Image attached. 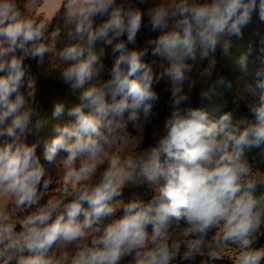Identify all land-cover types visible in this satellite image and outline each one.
<instances>
[{
	"label": "clouds",
	"instance_id": "9594fccd",
	"mask_svg": "<svg viewBox=\"0 0 264 264\" xmlns=\"http://www.w3.org/2000/svg\"><path fill=\"white\" fill-rule=\"evenodd\" d=\"M61 10L75 42L57 51L61 29L49 30L54 17L34 18L20 0H0V199L13 209L0 208V264H121L125 257L129 264H173L182 247L184 259L207 248L215 260L223 245L238 249L233 264H264V245L256 246L264 234V174L246 156L264 146V38L254 69L251 49L234 59L255 82L251 118L231 111L217 117L203 103L217 85L232 88L224 77L210 80L217 50L229 55V38L242 37L254 13L264 22V0H159L147 10L130 0H62ZM145 16L159 35L129 48ZM106 47L114 59L104 80ZM50 53L64 63L60 78L78 101L67 108L72 120L55 125L44 141V160L59 169L55 181L37 156L40 139L27 142L48 121L25 60L43 64ZM204 61L209 80L201 106L181 108L189 99L186 81L191 91L188 74ZM161 80L171 89L166 133L130 154L127 127L152 116ZM65 110L57 102L52 116ZM57 181L58 196L46 198ZM129 184L149 185L151 199H118ZM69 246L70 252L55 251Z\"/></svg>",
	"mask_w": 264,
	"mask_h": 264
},
{
	"label": "rangeland",
	"instance_id": "374dc122",
	"mask_svg": "<svg viewBox=\"0 0 264 264\" xmlns=\"http://www.w3.org/2000/svg\"><path fill=\"white\" fill-rule=\"evenodd\" d=\"M42 0H20V6L22 11L26 12L29 16H33L34 18L38 17L37 8ZM119 2V0H118ZM130 2L140 7L142 10H147V8L154 6V4L158 3L159 0H145L144 4H139L138 0H130ZM101 22V18H96V23ZM59 27L61 29V36L55 44V48L58 51L69 43L75 42L70 39L67 35L68 29L65 27L64 18H63V10H61L53 20L50 25V31ZM70 27V26H69ZM158 32H153L148 25L147 16L144 17L143 26L137 34L135 44H129V48L141 49L145 46L146 41L150 38H154L158 36ZM126 40V36L122 37ZM264 38V22L259 20V17L256 13L253 14L251 22L242 29V37H230L231 40V48L230 54L224 55L221 50H217L216 59L217 64L215 66L213 74L218 69L229 71L230 80L233 82V86L231 89L225 88L223 91H215L213 93V99H211V104H209L208 108L216 110L214 114L219 115L225 111L233 112L236 118H240L243 116H247L251 118V113L249 112L248 105L251 103H255L257 101V97L253 95L250 88L254 87V79L251 75L244 76L240 73L235 64L234 59L238 57L242 52H246L251 49V55L249 57V68L254 69L256 67L257 57L259 55V50L262 46L261 41ZM249 41H252L251 44H248ZM101 44H97V48L101 47ZM114 57L112 56L111 49L105 48V57L103 58L104 70L101 73V79H108L110 69L112 67ZM145 61L149 64L152 63L153 57L149 54L144 57ZM157 59L158 64H162L163 61ZM189 63H193L189 61ZM25 64L30 65L31 73L38 78H41V83L37 81V95L36 101L38 105L42 102L43 99L46 98V94L53 95V93L63 91V88L57 89H46L43 88V81L50 80L57 84H60L61 87L66 85L60 78V70L64 67V63L61 62L55 53H50L45 56L43 64L38 63L36 60H25ZM207 66V61L204 62H196L194 64L193 70L189 73V78L191 83V91H189V81L185 82L184 91L188 94L189 99L182 104L180 107L185 106L189 107H199L201 105V100L199 93L201 88L208 82L209 77H207V72L204 69ZM161 69L157 68L156 71H160ZM2 74V73H0ZM211 75V77L213 76ZM210 77V78H211ZM223 77V76H221ZM219 78H217L218 80ZM43 83V84H42ZM155 91L158 93L159 100L156 102L153 108V114L149 118L147 122H144L143 119L140 122V126L134 128L132 124H130V129L127 127V133L129 137L134 141V144L128 146L125 151H128L130 154H138L151 146H154L159 138L166 133V129L164 127L165 121L170 117L172 111V102H171V89L170 85L166 80H161L159 84L154 85ZM69 92H71L69 88ZM220 97H219V95ZM46 95V96H45ZM217 98V100H216ZM126 144V140L122 138L120 146L117 148V151L120 148H123ZM62 157V156H60ZM59 158V157H58ZM249 162L253 165L254 170L261 172L256 164L249 160ZM106 164L100 165V170L102 171ZM49 174L52 176L53 180H57L59 176V169L54 164H49L47 167ZM262 173V172H261ZM264 174V173H262ZM97 178H99L97 176ZM60 182L57 181V185L53 184L51 187L54 188L50 191L46 198L54 199L58 196L60 192ZM123 192H126V199L133 198H141L144 196L153 193L151 187L147 184L143 185H127ZM10 204L9 199H0V208H7L8 211H13L12 208L8 207ZM119 212V211H118ZM118 212L116 215L118 216ZM107 222V221H106ZM178 235V233H177ZM264 245V244H263ZM71 246L68 249H56L55 251H71ZM238 249L232 245H223L218 250V255L221 257L220 259H211L209 257V250L207 248L202 249L199 253L193 254L190 258L184 259V248L182 247L180 250L179 257L173 261V264H189L194 259L199 257L201 261L197 264H226L229 260H234ZM131 257H125L121 264H129Z\"/></svg>",
	"mask_w": 264,
	"mask_h": 264
},
{
	"label": "trees",
	"instance_id": "16d2710c",
	"mask_svg": "<svg viewBox=\"0 0 264 264\" xmlns=\"http://www.w3.org/2000/svg\"><path fill=\"white\" fill-rule=\"evenodd\" d=\"M252 41H249L248 44H251ZM221 76H223L224 78L230 80V73L229 71L226 70H222V69H218L215 74H213V76L210 78V80L214 83L217 81V78H220ZM38 83H41V78H38ZM44 85L43 88L46 89H57V88H63L61 92H57V93H53V95H49L51 94V92L48 94H46V98L42 100V102L39 104V107L42 110V114L44 116V118L48 121V123L46 124V126L42 129V131L39 133V136H29L27 138V142L28 143H32L33 141L40 139L41 143L39 145V147L37 148V156L39 157L40 161L42 164L45 165V167H47L49 164L44 160V141L46 140H50L54 135V126L57 124L63 125L65 123H68L72 120V117L68 116L67 114V108L70 107L71 105L77 103V97L75 95L72 94V92H69V88L64 85L63 87H61L60 84H57L53 81L50 80H44L43 81ZM42 83V84H43ZM226 87L217 85L216 89L217 91H223ZM219 95V94H218ZM220 97V95H219ZM211 99H213V94L210 96V98L208 100L203 101L204 105L206 107L209 106V104H211ZM217 100V98H216ZM57 102H63L66 106V110L63 116H61L59 119L54 118L52 116L53 110H54V106ZM201 106V105H200ZM182 108L186 109L187 107L182 106ZM218 114V113H217ZM215 114L217 117L220 115ZM130 124L128 125V128L130 129ZM65 155L63 152H61L59 154V156H63ZM246 156L248 158V160L254 162L257 166V168L264 173V146H261L260 148H251L249 150H246ZM127 193L123 192L122 197H119L118 199H125V195ZM153 193L148 194L146 196H144L143 200L148 201L151 199ZM129 199H126V201H128ZM122 212H118V216L121 215ZM19 228V226H17ZM264 244V234L260 235L258 237V243L256 246H260ZM201 261V259L199 257H197L196 259H194L192 262H189V264H197ZM234 260H229L226 262V264H233Z\"/></svg>",
	"mask_w": 264,
	"mask_h": 264
},
{
	"label": "crops",
	"instance_id": "0c3cea01",
	"mask_svg": "<svg viewBox=\"0 0 264 264\" xmlns=\"http://www.w3.org/2000/svg\"><path fill=\"white\" fill-rule=\"evenodd\" d=\"M62 6V0H42L37 8L38 17L43 20L55 18L56 13ZM54 18L51 20L53 22Z\"/></svg>",
	"mask_w": 264,
	"mask_h": 264
}]
</instances>
